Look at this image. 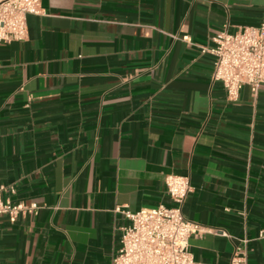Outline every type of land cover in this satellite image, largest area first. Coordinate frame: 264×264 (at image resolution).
Here are the masks:
<instances>
[{
	"label": "crops",
	"instance_id": "obj_1",
	"mask_svg": "<svg viewBox=\"0 0 264 264\" xmlns=\"http://www.w3.org/2000/svg\"><path fill=\"white\" fill-rule=\"evenodd\" d=\"M41 6L25 39L0 42L2 196L37 206L0 214V264H111L129 221L116 208L172 204L170 174L191 177L197 260L229 264L247 238L264 264V86L228 99L200 48L259 25L264 0Z\"/></svg>",
	"mask_w": 264,
	"mask_h": 264
},
{
	"label": "built area",
	"instance_id": "obj_2",
	"mask_svg": "<svg viewBox=\"0 0 264 264\" xmlns=\"http://www.w3.org/2000/svg\"><path fill=\"white\" fill-rule=\"evenodd\" d=\"M42 11L41 0H0V42L25 39L27 15ZM212 40L213 45L200 48L214 56L212 78L224 85L228 99H238L244 85H249L254 93L264 86V21L240 26L236 31L216 30ZM8 190L14 192L15 187L0 185V214L15 219L20 213L37 208L34 203L4 199L2 193ZM192 190L190 175L170 174L166 177V191L172 204L145 206L136 211L117 207L116 211L124 213L129 221L122 226L121 246L113 254L111 264H207L197 260L190 250L191 237L206 232L203 225L183 212ZM248 260V239L244 238L229 264H248Z\"/></svg>",
	"mask_w": 264,
	"mask_h": 264
}]
</instances>
